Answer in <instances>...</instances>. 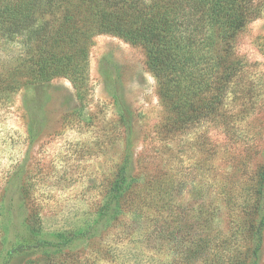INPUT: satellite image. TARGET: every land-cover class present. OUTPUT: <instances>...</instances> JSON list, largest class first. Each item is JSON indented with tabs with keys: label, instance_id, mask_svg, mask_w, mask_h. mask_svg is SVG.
<instances>
[{
	"label": "rangeland",
	"instance_id": "rangeland-1",
	"mask_svg": "<svg viewBox=\"0 0 264 264\" xmlns=\"http://www.w3.org/2000/svg\"><path fill=\"white\" fill-rule=\"evenodd\" d=\"M253 8L228 44L204 50L198 69L209 75L208 58H221L216 77L226 81L221 93L206 89L200 97L208 106L183 127L164 123L143 51L110 35L88 47L91 92L83 110L63 78L0 98V264L39 257L18 252L34 213L47 235L89 224L127 154L142 197L97 233L95 248L85 239L76 244L79 264L253 263L264 217V0ZM12 56L0 49V61ZM122 112L133 129L128 152ZM262 237L257 264H264Z\"/></svg>",
	"mask_w": 264,
	"mask_h": 264
},
{
	"label": "trees",
	"instance_id": "trees-1",
	"mask_svg": "<svg viewBox=\"0 0 264 264\" xmlns=\"http://www.w3.org/2000/svg\"><path fill=\"white\" fill-rule=\"evenodd\" d=\"M253 1L0 0V49L13 55L0 61V98L63 78L72 84L83 110L91 92L88 47L96 37L110 35L143 51L145 64L158 82L157 95L166 112L164 123L183 127L208 106L209 100L200 97L206 89L221 93L226 81L216 77L224 67L221 58H208L212 63L209 75L198 69L204 50L214 52L219 42L228 44L245 28L256 14ZM13 44L16 51L9 50ZM24 104L29 110V100ZM78 113L81 111H74V115ZM120 117L127 126L128 152L133 144L132 124L124 112ZM28 134L35 140L30 122ZM130 166L127 154L105 204L84 228L47 235L34 213L18 249L38 253L28 264H79L73 251L76 244L85 239L95 248L97 233L120 219L122 206L141 199L136 179L128 172ZM140 212L135 209L136 215ZM260 222L254 231L259 243L252 250V264L258 263L263 243L264 217ZM91 263L87 259L80 264Z\"/></svg>",
	"mask_w": 264,
	"mask_h": 264
}]
</instances>
